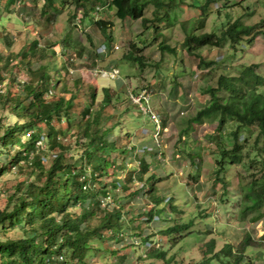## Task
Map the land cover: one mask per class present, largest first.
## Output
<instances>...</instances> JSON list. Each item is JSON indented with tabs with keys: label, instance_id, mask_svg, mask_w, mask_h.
<instances>
[{
	"label": "rangeland",
	"instance_id": "rangeland-1",
	"mask_svg": "<svg viewBox=\"0 0 264 264\" xmlns=\"http://www.w3.org/2000/svg\"><path fill=\"white\" fill-rule=\"evenodd\" d=\"M56 1L57 14L52 20L40 14L43 0H21L7 11L2 10L1 4L0 52L16 53L35 39L39 47L53 51L56 57L63 53L61 61L68 67V88L74 90L72 82L78 75L82 101L87 89L94 88L97 92L94 108L99 107L101 89L110 90L112 118L108 123H115L112 132L118 136V171L109 162V198L105 201L113 203L110 192L113 180L118 182L115 193L126 199L133 190L142 188L144 195L150 189L147 197H137L136 201L144 213L153 204L154 219L162 222L155 228V248L167 251L166 258L174 255L180 264H222L220 254L201 262L210 241L213 250L207 252L209 257L224 243L235 244L244 232L264 241V216L259 217L264 206L246 210L244 207L249 202L242 198L244 186L251 180L250 173L261 175L260 164L254 170L245 165L264 156V150L258 153L259 147L264 149V139H260L259 146L250 148L256 131L251 126L240 125L238 141L245 145L241 150L243 162L233 165L227 156H222L218 143L222 142L226 149L232 146L231 131L237 128V123L229 120L218 133V113L201 122L193 120L197 111L208 104L207 89L216 87L219 77H237L244 67L251 66L264 78V34L245 36L233 45L225 40L218 46H202L195 54L188 53L183 44L187 33L219 35L236 19L245 25L257 24L264 14V0H213L204 8L205 0H173L172 7L164 4L158 9V14L165 15L161 21L157 20V8L149 3L143 10L145 25L140 18H117L115 10L107 5L109 0L98 4L96 14L92 10L87 17L72 0ZM95 20L105 22L106 27L101 30ZM199 20L203 25L200 29ZM64 36L66 41L62 42ZM53 41L57 43L48 47ZM101 44L105 51L97 53ZM160 44L168 48L160 49ZM130 50L143 57L144 66L125 57ZM109 67L118 70L119 79L94 72L96 68ZM13 72L17 81L27 79L19 67H14ZM141 90L149 93L148 104L153 114L129 100L128 92ZM259 91L264 93V84ZM228 94L225 89L217 91L220 98L225 99ZM83 105L71 107V111L78 113ZM151 115H155L157 123ZM130 146L133 148L129 150ZM113 151L111 146L110 160ZM124 157L128 158L127 164L120 171ZM141 159L148 160L147 170H142ZM112 172L116 173L115 177ZM129 175L132 181L126 182L122 189L120 185ZM8 186L0 183L2 190ZM3 201L0 198V205ZM130 213L136 214L133 210ZM181 223H189V229L166 233L160 238L159 228ZM126 233L130 235V231ZM130 240L116 254L89 253L91 263L122 264L120 257L124 255L128 256V261H123L126 264H162L158 259L140 260L145 249L138 238L132 244ZM145 246L150 243L146 242ZM245 253L251 264H264V245L250 247Z\"/></svg>",
	"mask_w": 264,
	"mask_h": 264
},
{
	"label": "trees",
	"instance_id": "trees-1",
	"mask_svg": "<svg viewBox=\"0 0 264 264\" xmlns=\"http://www.w3.org/2000/svg\"><path fill=\"white\" fill-rule=\"evenodd\" d=\"M20 1L0 0V5L3 11H7ZM72 1L76 7L82 8L84 17L92 10L96 14L98 4H106L105 0ZM212 1L205 0L202 8ZM56 2L43 0L40 14L46 20H52L57 14ZM87 3H90L88 7ZM149 3L157 8L158 21L165 16L158 14V9L165 5L173 6V0L167 3L165 0H109L107 5L115 10L120 20L140 18L145 25L147 19L143 17V10ZM198 22L200 29L202 21ZM95 24L101 30L106 27L103 21L95 20ZM262 33L264 14L257 24L252 25L236 19L219 35L187 33L183 44L188 53L195 54L202 46H218L225 40L233 45L245 36L255 37ZM61 41H66L65 36ZM55 43L53 41L48 47ZM38 45V41L32 39L27 47L16 53L0 52V183L9 184L4 190L0 189V198H4L0 205V264H92L89 253L116 254L124 242L131 239L132 244L137 238L145 249L144 258L141 256L140 260L158 259L162 264H180L174 255L166 258L167 251L155 248V228L162 222L154 219L153 204L144 213L136 201L137 197H147L150 189L144 195L142 188L133 190L126 199L115 193L118 182L113 180L110 190L113 203L105 201L109 198V162L115 170L118 163V136L112 132L115 123H108L112 118L110 90L101 89L99 103L102 105L99 107L94 108L97 96L94 88L87 89L86 98L82 101L78 75L72 82L74 90L68 88V67L61 61L63 53L56 57L53 51L48 52ZM159 47L168 48L163 44ZM125 57L144 66L143 57L134 55L132 50ZM14 67L23 71L27 77L25 81L16 80ZM263 84L264 78L251 66L244 67L237 77L221 76L216 87L207 89L208 104L193 118L201 122L203 118L218 113V133L229 120L237 123V128L231 131L232 146L226 149L222 142L218 143L222 156H227L233 165L243 162L241 150L245 145L238 141L240 125L251 126L256 131V139L250 148L259 146L260 139H264V93L258 92ZM219 89L229 93L225 99L217 95ZM81 103L84 105L79 112L73 113L71 107H78ZM218 133L216 137L221 140ZM110 145L114 149L111 160ZM133 147L130 146L129 150ZM259 150L255 153L264 149L259 147ZM263 158L245 165L247 169L254 170L260 164L261 170L259 177L254 172L250 173L251 180L244 186L242 198L249 202L244 207L246 210L264 206ZM127 159L123 158L120 171L126 166ZM148 163L145 159L139 161L142 170H147ZM89 173L93 175L90 177ZM131 178V175L124 177L120 185L122 189H125L126 182L132 181ZM132 210L136 214L130 215ZM262 216L264 209L259 217ZM189 226V223H181L157 228L160 238H163L166 233L187 230ZM127 230L130 231L129 236ZM146 242L150 246L146 247ZM262 245L263 240L254 239L249 232H244L235 244L224 243L209 257L207 252L213 250V242L210 241L206 243L203 250L206 254L201 262L220 254L222 264H251L246 250ZM127 257H120L122 264H126L123 261H128Z\"/></svg>",
	"mask_w": 264,
	"mask_h": 264
},
{
	"label": "built area",
	"instance_id": "built-area-1",
	"mask_svg": "<svg viewBox=\"0 0 264 264\" xmlns=\"http://www.w3.org/2000/svg\"><path fill=\"white\" fill-rule=\"evenodd\" d=\"M98 9V7H97ZM98 51H96L97 53H103L105 51V46L103 44L99 45L97 47ZM113 71V73H112ZM94 72H98L100 73L101 75L103 74L104 76H108L110 75L112 79H119L120 75H119V72L118 70H116L115 68H102V69H98L96 68L94 70ZM128 98L129 100L138 106V108L142 109L144 112L146 113H151L153 114V112L150 110V107H149V93L146 92L145 90H141L140 92L138 93H134V92H128ZM154 119V122L157 123V120L155 118V115H151ZM157 126L159 127V125L157 124ZM156 132H158V130H156ZM39 144V142H38Z\"/></svg>",
	"mask_w": 264,
	"mask_h": 264
},
{
	"label": "crops",
	"instance_id": "crops-1",
	"mask_svg": "<svg viewBox=\"0 0 264 264\" xmlns=\"http://www.w3.org/2000/svg\"><path fill=\"white\" fill-rule=\"evenodd\" d=\"M118 85H120V84H118ZM143 158H145V157H143ZM146 160V159H145ZM148 161V160H147Z\"/></svg>",
	"mask_w": 264,
	"mask_h": 264
}]
</instances>
